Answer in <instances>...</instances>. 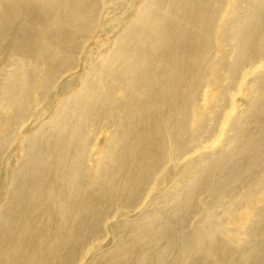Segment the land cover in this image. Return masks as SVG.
Returning a JSON list of instances; mask_svg holds the SVG:
<instances>
[{"label":"bare ground","instance_id":"bare-ground-1","mask_svg":"<svg viewBox=\"0 0 264 264\" xmlns=\"http://www.w3.org/2000/svg\"><path fill=\"white\" fill-rule=\"evenodd\" d=\"M0 264H264V0H0Z\"/></svg>","mask_w":264,"mask_h":264},{"label":"rangeland","instance_id":"rangeland-1","mask_svg":"<svg viewBox=\"0 0 264 264\" xmlns=\"http://www.w3.org/2000/svg\"><path fill=\"white\" fill-rule=\"evenodd\" d=\"M127 23V19H122L121 24L125 25Z\"/></svg>","mask_w":264,"mask_h":264}]
</instances>
